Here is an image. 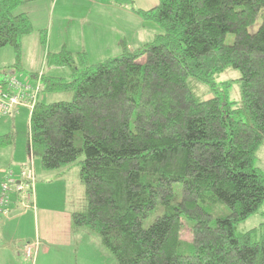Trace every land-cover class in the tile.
I'll return each instance as SVG.
<instances>
[{"label": "trees", "instance_id": "obj_1", "mask_svg": "<svg viewBox=\"0 0 264 264\" xmlns=\"http://www.w3.org/2000/svg\"><path fill=\"white\" fill-rule=\"evenodd\" d=\"M23 3L0 0V49H14L15 71L23 38L34 31L29 15L15 13ZM263 8L264 0H159L137 11L161 31L136 50L123 45L97 64L85 51L46 52L25 82L41 77L40 93L73 99L38 97L30 108V162L20 179L5 171L0 198L11 172L24 188L7 192L0 215L12 214V196L35 210L34 157L47 172L78 162L87 207L73 213V224L95 232L117 264H264V234L237 231L264 204L256 165L264 145V18L251 31ZM44 67L69 69L71 78ZM227 68L240 73L241 108L219 87L229 86L217 81ZM197 83L213 96L200 95ZM12 143L0 133V148ZM29 170L31 180L22 175ZM184 219L192 241L182 238Z\"/></svg>", "mask_w": 264, "mask_h": 264}, {"label": "rangeland", "instance_id": "obj_2", "mask_svg": "<svg viewBox=\"0 0 264 264\" xmlns=\"http://www.w3.org/2000/svg\"><path fill=\"white\" fill-rule=\"evenodd\" d=\"M142 1V0H141ZM70 5L66 11L65 7L63 11L56 9V14L54 17V29L55 31L51 34L50 24H51V14L46 9V4H40L38 10L40 12H32L28 14L33 23L34 32L31 35L23 38L22 41V70L15 71L11 67L15 62V52L12 47H6L1 50H9L12 54L10 56H5L0 54V78L5 75L11 76L15 75L18 80L25 81L28 76L37 71L42 67V59L39 63L38 54L41 47L42 57L46 52H54L55 44L51 45L50 36H53V41L56 43L59 35L67 37L72 43L70 45L71 49H78L83 45L79 36V30L69 35L70 27V18L66 20L63 19L62 15H71L73 10L81 11V9L87 6L86 1L84 0H69ZM138 5V4H137ZM139 6V5H138ZM20 8L15 10V13H20ZM69 12L71 14H69ZM80 13V12H79ZM82 14L77 15L76 17L72 14V27H77L82 24L78 17H81ZM264 18V8L261 10L256 24L251 28V31H254L262 23ZM67 26L68 31L66 33ZM81 27V26H80ZM159 28V27H158ZM42 31L45 32L47 37L46 45H43L42 42L33 40V37L37 36L39 41H41ZM58 31V32H57ZM75 34L76 37L75 38ZM79 38V39H78ZM34 41V42H33ZM228 43L233 42V36L229 35L227 38ZM79 44V45H77ZM89 45V44H88ZM111 51V46L109 47ZM94 55V49L91 48ZM115 52V51H114ZM113 53V52H112ZM119 52L111 54L109 57H116ZM106 59L102 60L105 61ZM99 63V62H92ZM41 71V69L39 70ZM38 71V72H39ZM45 73L51 76L70 79L71 72L66 68H55L47 67L45 68ZM240 73L237 70L227 68L223 74H221L217 81L219 83L225 82L229 86L225 87L220 84V88H225L227 91L230 100L234 103V108H241L243 105L242 102V93H241V83H240ZM34 81L33 79L30 82ZM198 92L203 97L209 98L212 97L210 94L209 88L206 85L197 83ZM49 97H51L49 99ZM73 99V94L70 92H59L47 95L44 92L39 94V100L42 102H58V101H71ZM30 106L27 104H21L13 108L12 113L8 115H0V133L1 134H11L13 136V143L5 148H0V192H1V182L3 179V174L1 173L2 169L7 171H13L16 179H20L21 170L25 164L30 162L29 154V132H30ZM34 168V175L36 178L35 187H34V198L36 202L35 210L42 209V206H51L55 207V210L61 209L63 216H57L51 221L50 224H45L42 218L34 225V230L30 235L28 232V227L17 228L15 226L7 227L8 230H11L16 233L15 237H20L21 239H26L29 237H34L35 240L30 242H37L36 246V255L35 259L31 260V264H117L113 255L102 245L100 237L89 230L86 227L77 228L73 224L72 212L76 211L82 213L86 210L87 199L85 195L84 184L80 179V168L78 162L70 166L61 168L56 171L47 172L42 168L41 158L34 157L32 162ZM256 165L261 168L264 172V145L260 147L257 152V161ZM39 198V204L38 199ZM15 198H13V203L11 205V211L19 210L21 212L28 211L29 209H23L20 204L16 205ZM18 208V209H17ZM221 213H226L228 211L226 206H218ZM71 209V210H68ZM10 211V213H11ZM13 215V214H12ZM66 215V216H65ZM1 217V215H0ZM2 218V217H1ZM152 220H150L148 225ZM183 231L182 238L187 241H192V232L190 230V224L185 219L183 220ZM23 227V226H22ZM252 229H257L255 232L256 238H259L264 234V204L259 209V211L251 215L247 220L240 223L237 227L238 233L247 232ZM10 235L12 232L10 231ZM29 243V242H27ZM26 243V245H27ZM27 264V263H26Z\"/></svg>", "mask_w": 264, "mask_h": 264}, {"label": "crops", "instance_id": "obj_3", "mask_svg": "<svg viewBox=\"0 0 264 264\" xmlns=\"http://www.w3.org/2000/svg\"><path fill=\"white\" fill-rule=\"evenodd\" d=\"M87 3V6L81 11L73 10L72 14L76 17V14H82L81 17H78L82 24L77 27H72V18L71 15H62L63 19L70 18V27H69V35L79 30V36L82 38L80 41L82 42V47L78 49H71V52H81L85 51L87 53L89 63L95 64L92 62H103L102 60L106 59L111 54L115 52H121L123 50V45H126L130 50H136L146 43L153 40L154 36L161 31L159 26L152 22L143 19L141 15L137 13L139 10H149L152 7L156 6L159 3V0H84ZM40 4H46V9L51 14V24H50V32L51 34L55 31L54 29V17L56 14V9L59 11H63L65 7L66 11L68 10V6L70 5L69 0H24V3L19 7L20 13L32 14V12H40L41 9L38 10ZM139 6H138V5ZM66 33L68 31L67 26ZM34 32V31H33ZM58 32V31H57ZM31 35V34H30ZM29 36V35H28ZM78 37L75 34V38ZM39 41L38 37H33L34 41ZM57 42L53 41V36H50L51 45L55 44L54 52L60 51L62 48L66 47L70 49V45L72 43L62 35H59L56 38ZM79 39V38H78ZM33 41V42H34ZM89 44V45H88ZM79 45V44H77ZM111 46V51L110 47ZM91 48L94 49V55ZM7 49V48H5ZM115 51V52H114ZM113 52V53H112ZM118 53V54H119ZM120 53V54H121ZM1 56H10L12 53L9 50H1ZM15 54V53H14ZM119 54V55H120ZM46 55V54H45ZM45 55L42 57L41 47L39 49L38 60L39 63L42 59V67L45 63ZM117 55V56H119ZM116 56V57H117ZM115 57V56H114ZM109 57V58H114ZM108 58V59H109ZM97 64V63H96ZM46 68V67H44ZM39 69V70H40ZM38 70V71H39ZM37 69L31 74V76L26 77L25 81H30L34 79L35 74L38 73ZM40 72V71H39ZM47 74V73H46ZM71 74V73H70ZM33 82V81H32ZM53 93H47V95H51ZM51 97H49L50 99ZM25 166V165H24ZM23 169V167H22ZM6 169H2L1 173L5 175ZM4 178V176H3ZM3 180V179H2ZM15 196H12V200ZM38 204H39V198ZM13 203V202H12ZM11 203V205H12ZM11 207V206H10ZM18 209V208H17ZM71 210V209H68ZM76 212V211H75ZM42 218L44 223L50 224L53 219L57 216H63V212L61 209L55 210V207L51 206H42V209H38L37 212L31 211H19L13 210L11 215L1 216L0 217V264H31V259L26 255V243L27 245L33 246L35 255H36V246L37 242H30L35 240L34 237H29L26 239H21L17 237L13 239L16 235L11 230H8L7 227L15 226L17 228L28 227V232L31 235L34 230V225L36 223V227L38 225V221ZM74 211L72 212V214ZM66 216V215H65ZM23 226V227H22ZM10 231L12 234L10 235ZM35 259V258H34Z\"/></svg>", "mask_w": 264, "mask_h": 264}, {"label": "built area", "instance_id": "obj_4", "mask_svg": "<svg viewBox=\"0 0 264 264\" xmlns=\"http://www.w3.org/2000/svg\"><path fill=\"white\" fill-rule=\"evenodd\" d=\"M41 76V74H40ZM40 78L35 84H30L29 82L20 81L16 77H3L0 79V115H8L12 113L14 107L27 104L30 108H33L36 100L40 94ZM23 177L30 179L33 178L32 170L24 172ZM13 173L7 176L2 185V197L0 198V206L2 209L8 199L7 192L11 190L20 191L24 187L21 182H13ZM13 184V185H12ZM16 186V187H13ZM28 195V194H27ZM30 197V195H28ZM26 255L31 260H34V249L33 246L26 245Z\"/></svg>", "mask_w": 264, "mask_h": 264}]
</instances>
